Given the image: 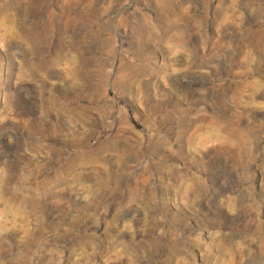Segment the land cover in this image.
<instances>
[{
	"label": "rangeland",
	"instance_id": "374dc122",
	"mask_svg": "<svg viewBox=\"0 0 264 264\" xmlns=\"http://www.w3.org/2000/svg\"><path fill=\"white\" fill-rule=\"evenodd\" d=\"M0 264H264V0H0Z\"/></svg>",
	"mask_w": 264,
	"mask_h": 264
}]
</instances>
